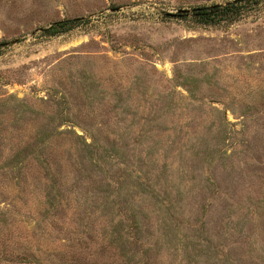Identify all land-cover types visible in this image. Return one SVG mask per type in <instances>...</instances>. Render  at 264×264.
<instances>
[{
    "label": "rangeland",
    "instance_id": "rangeland-1",
    "mask_svg": "<svg viewBox=\"0 0 264 264\" xmlns=\"http://www.w3.org/2000/svg\"><path fill=\"white\" fill-rule=\"evenodd\" d=\"M226 1L0 0V264H264V0L172 16Z\"/></svg>",
    "mask_w": 264,
    "mask_h": 264
},
{
    "label": "trees",
    "instance_id": "trees-1",
    "mask_svg": "<svg viewBox=\"0 0 264 264\" xmlns=\"http://www.w3.org/2000/svg\"><path fill=\"white\" fill-rule=\"evenodd\" d=\"M261 0H232L222 4H214L211 6H200L190 10L188 13L178 14L176 17L182 20L190 19L198 25L217 26L223 23L232 22L244 15L247 11L257 6ZM172 16L166 15L165 18ZM87 22L86 18L76 17L72 19H64L55 21L46 27L38 29L42 35L52 37L70 31ZM7 43H0V52ZM5 255V252H3ZM0 260L7 262L4 256ZM18 262H23V259L16 257Z\"/></svg>",
    "mask_w": 264,
    "mask_h": 264
},
{
    "label": "water",
    "instance_id": "water-1",
    "mask_svg": "<svg viewBox=\"0 0 264 264\" xmlns=\"http://www.w3.org/2000/svg\"><path fill=\"white\" fill-rule=\"evenodd\" d=\"M190 12V10H179L176 14H172L173 17H176L178 14H182V13H188Z\"/></svg>",
    "mask_w": 264,
    "mask_h": 264
}]
</instances>
